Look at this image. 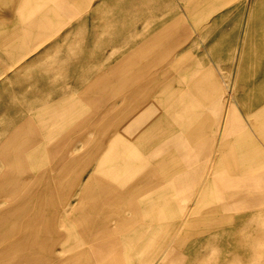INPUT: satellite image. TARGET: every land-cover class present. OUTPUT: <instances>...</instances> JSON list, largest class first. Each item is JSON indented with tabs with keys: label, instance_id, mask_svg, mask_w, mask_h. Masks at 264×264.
I'll return each mask as SVG.
<instances>
[{
	"label": "crops",
	"instance_id": "obj_1",
	"mask_svg": "<svg viewBox=\"0 0 264 264\" xmlns=\"http://www.w3.org/2000/svg\"><path fill=\"white\" fill-rule=\"evenodd\" d=\"M117 4L116 0H0V90H35L38 74L66 75L63 79L68 83L72 79L69 74L98 73L101 43L116 40L102 35V26L116 25L118 8L131 11L142 8L146 2L126 1L121 7ZM111 10L112 13H107ZM131 41L132 35H126L124 42ZM144 48L146 45L141 46ZM125 51L128 53L122 65L132 63V45L126 46ZM95 57L98 63L93 61L92 66L96 69H85L90 65L86 60ZM208 70L204 79L196 71H186L178 81L160 87L150 88L145 82L140 97L125 98L121 118L124 123L116 132L125 139H137L124 147L125 152L135 155L124 168H120L119 162L113 163L111 157L108 168L107 163L100 170L97 166L93 168L91 183L85 185V179L80 177L85 168L82 156H77L76 175L70 178L69 161H61L57 168L61 172L56 177L46 170L51 163L45 162L48 167L43 165L39 173L44 177V200L60 205L45 209L43 217H39L45 220L34 218L36 212L30 215L33 211L28 208V224L19 227L12 241L0 247V264H95L92 260L96 258L101 264H119L117 254L110 252L114 241L94 248L91 244L88 251L85 249L87 218L95 224L88 237L93 239L96 233L99 239L108 235L109 224L120 225L122 220L117 218L126 222L131 218L139 221L160 218L156 222L159 224L168 217L175 224L177 219L192 217L196 212L193 206L202 203L210 205L204 216H264V93L258 97L238 94L230 98L227 83L214 81L212 71ZM21 74L27 76L22 79ZM114 78L116 81L117 77ZM137 79L132 76L128 82ZM55 86L52 88H67ZM113 128L116 125L110 129ZM5 145L20 147L17 140ZM12 147V153L17 154L15 146ZM107 148L109 153L118 152L117 147ZM3 158H9V154ZM13 159L16 163H12V168L19 171L21 157ZM22 179L16 185L26 184L28 189L37 182L36 176ZM89 185L92 188L85 190ZM10 190L7 187V194L2 195H8ZM19 193L24 197L29 192ZM85 201L93 203L87 210L80 208L71 215L65 210L69 203L75 202L79 208ZM213 202L217 203L215 209L211 207ZM190 203L194 205L187 208ZM25 205L20 203V214L25 213ZM0 211L2 228L10 208ZM69 218L75 219L73 225L69 224ZM95 219L104 220L95 222ZM210 222L213 221L198 222L199 226L187 222L185 227L196 230L202 226L209 232L212 230L207 229H213ZM142 227H136L139 229L132 232L134 236L142 232ZM101 233L105 236H99Z\"/></svg>",
	"mask_w": 264,
	"mask_h": 264
},
{
	"label": "rangeland",
	"instance_id": "obj_2",
	"mask_svg": "<svg viewBox=\"0 0 264 264\" xmlns=\"http://www.w3.org/2000/svg\"><path fill=\"white\" fill-rule=\"evenodd\" d=\"M116 1L117 7H121L131 0ZM140 1L146 2L142 8L131 11L118 8L116 25L102 26V35L116 40L101 43L98 73L69 74L72 79L68 83L63 79L66 75L38 74L35 90H0V210L10 208L4 226L0 228V247L12 241L19 227L28 224V208L33 211L30 215L36 212L34 218L45 220L39 218L43 217L45 209L60 205L44 200V177L39 173L46 163L51 164L45 169L56 177L61 161H69L70 178L76 175L77 156H82L85 168L80 177L87 185L91 183L93 168L97 166L100 170L104 163L108 168L109 158L114 159L113 163L119 162L120 168L132 162L129 159L135 155L125 152L124 147L133 144L137 138L125 139L116 130L124 123L121 118L126 108L125 98L130 95L140 97L143 92L140 88L145 82L150 88L160 87L178 81L186 71H196L197 76L204 79L205 71L209 69L214 81L227 83L230 98L238 97V94L246 98L258 97L264 93V0H133ZM130 34L132 41L124 42ZM128 45H132V63L122 65ZM142 45H146L143 50ZM86 61L90 65L85 69H96L92 62L98 63V58ZM26 76L21 74L22 79ZM132 76L138 79L128 82ZM51 79L57 83H51ZM45 85L50 88H44ZM53 85L67 88H52ZM115 125V129H110ZM12 140L19 141L20 147L5 145ZM12 146L17 154L12 153ZM107 147H117L118 152L109 153ZM67 150L69 153H61ZM7 154L9 158H3ZM15 156L21 157L19 171L12 168V163H16ZM29 176L37 178L29 189L26 184L16 185L19 179ZM7 187L11 189L10 194L2 195L7 194ZM90 188L91 185L85 186V190ZM21 190L29 193L23 197L19 193ZM20 203L26 204L25 213L18 211ZM91 204L85 201L84 206L78 208L77 203H69L65 210L68 209L71 215L77 209H89ZM192 205L194 203L187 208ZM216 205L213 202L211 207L215 209ZM193 207L196 212L192 217L177 219L175 224L168 217L162 218L159 224L156 222L160 218H141V221L131 218L128 222L117 218L122 220L121 226L109 224L108 235L101 233L99 236L105 237L99 239H96V233L93 239L88 237L95 224L87 218L85 249L88 251L91 244L94 248L114 241L110 247L114 249L110 252L117 254L119 264H153L157 261L160 264H264L263 215L204 216L210 209L208 203ZM213 214L217 212L213 211ZM72 220L75 221L69 218L70 225H73ZM99 220L104 219H95V222ZM204 220L213 221L210 222L213 229H207L212 231L205 232L202 226L196 230L185 227L187 222L199 226L198 222ZM139 225L143 226L142 232L134 236ZM92 261L101 264L99 258Z\"/></svg>",
	"mask_w": 264,
	"mask_h": 264
},
{
	"label": "bare ground",
	"instance_id": "obj_3",
	"mask_svg": "<svg viewBox=\"0 0 264 264\" xmlns=\"http://www.w3.org/2000/svg\"><path fill=\"white\" fill-rule=\"evenodd\" d=\"M67 2H68V1H67ZM193 22H194V21H193ZM205 22H206V21H205ZM200 23H201V22H200ZM209 108H210V107H209ZM218 108L220 109V107H218ZM228 116H229V115H228ZM237 117H238V116H237ZM235 120H237L236 117H235ZM233 121H234V120H233ZM229 122H231V120H230ZM231 123H232V122H231ZM230 125H231V124H230ZM237 125H238V124H237ZM246 128H247V127H246ZM243 130H244V129H243ZM240 132H242V131H240ZM235 133H236V132H235ZM233 134H234V133H233ZM244 142H245V141H244ZM245 143H246V142H245ZM245 143H244V144H245ZM248 144H249V143H248ZM236 145H237V144H236ZM240 145H241V142H240ZM255 148H256V147H255ZM252 149H253V148H252ZM252 149H251V150H252ZM244 150H245V149H244ZM247 152H248V151H247ZM260 153H261V152H260ZM259 155H260V154H259ZM257 164H258V163H257ZM239 172H241V171H239ZM246 176H248V175H246ZM243 177H245V176H243ZM244 179H245V178H244ZM250 180H251V179H250ZM247 181H248V180H247ZM247 181H246V183H247ZM252 181H253V180H252ZM248 182H249V181H248ZM243 183H244V181H243ZM246 183H245V184H246ZM249 183H250V182H249ZM240 184H241V186H243V185H242V182H240ZM237 185H238V184H237ZM175 223H177V222H175ZM260 227H261V226H260Z\"/></svg>",
	"mask_w": 264,
	"mask_h": 264
}]
</instances>
